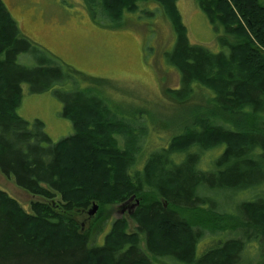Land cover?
I'll list each match as a JSON object with an SVG mask.
<instances>
[{"label": "trees", "instance_id": "obj_1", "mask_svg": "<svg viewBox=\"0 0 264 264\" xmlns=\"http://www.w3.org/2000/svg\"><path fill=\"white\" fill-rule=\"evenodd\" d=\"M85 1L96 15L118 22L148 0ZM155 1L164 6L177 35L169 61L181 71L183 86L170 93L185 101L201 85L213 93L209 102L230 118L197 117L183 128L184 135L153 152L138 171V140L146 130L112 113L100 96L75 90L63 95V114L74 133L56 143L41 120L31 126L19 114L24 83L33 92H43L79 72L24 34L0 0V170L34 195L51 200L61 195L66 202L60 208L36 202L28 212L0 189V264H240L249 260L243 253L250 242L264 250V191H248L236 211L234 198L212 204L204 196L209 189L238 198L248 185L264 179V121L257 112L264 110V4L198 0L211 22L225 29L219 41L228 49L214 53L190 42L177 0ZM23 53L38 58L37 65H22ZM239 114L247 121L234 131ZM189 138L192 143L182 147ZM222 146L212 169L203 166L201 154ZM178 155L185 157L183 163L175 162ZM132 196L140 200L132 215L139 232L129 231L127 220L115 219L104 244L94 242L93 228L100 230L107 220H99L101 207ZM94 203H99L98 213L87 218L91 223L84 228L75 210L87 212ZM199 212L209 217L207 224L194 221L192 214ZM223 221L234 226L211 232L234 236L202 250L200 242L212 223Z\"/></svg>", "mask_w": 264, "mask_h": 264}, {"label": "rangeland", "instance_id": "obj_2", "mask_svg": "<svg viewBox=\"0 0 264 264\" xmlns=\"http://www.w3.org/2000/svg\"><path fill=\"white\" fill-rule=\"evenodd\" d=\"M3 1L24 34L79 72L65 83H58L43 92H33L29 83L22 85L23 98L18 108L19 114L31 126H35L36 120H41L45 124L44 130L54 143L74 133L71 120L63 114V95L73 90L100 96L112 113L133 122L135 128L146 130L138 140L140 149L134 165V169L138 171L144 169L153 152L168 147L175 136L184 135L183 128L192 124L197 117L211 118L216 114L224 119L230 118L218 104L209 102L213 93L201 85H196L193 95L185 101L175 100L170 93V90H179L183 86L181 71L169 61L177 35L164 6L158 1L139 2L138 11L125 12L118 22L96 15L97 12L91 10L85 0ZM261 3L264 4V0ZM177 5L192 44L203 45L214 53L227 51L228 47L219 41V36L225 34L224 27L220 26L218 29L211 22L198 0H177ZM19 62L24 66L34 67L38 58L23 53L19 56ZM257 112L264 121V110L259 109ZM246 121V116H236L234 131L242 130ZM124 142L121 137V145ZM191 143L189 138L180 145L186 147ZM215 143L218 142H212ZM224 148L222 146L203 152V166L212 169V160L219 159ZM195 149L192 151L198 152ZM184 160L185 157L178 155L175 162L179 164ZM262 181L248 185L245 193L241 192L238 198L234 197L237 194L215 193L209 189H204V196L212 204H219L221 201L224 203L225 199L234 198L233 209L236 211L247 193L258 194L264 191V179ZM0 189L14 197L28 212L32 211L33 203L36 202L47 203L54 208H60V204L66 203L61 195L51 200L32 194L1 170ZM139 203L140 200L132 196L125 201L102 206L104 213L99 220H107L97 233L96 228H93L94 242L104 244L106 234L115 219L127 220L128 230L139 232L138 224L132 217ZM88 211L75 210L78 221L85 223L84 228H89L91 223L86 222L89 218ZM179 213L187 218L191 216L184 211ZM192 215L196 222L206 220L207 224L209 221V217L203 212ZM102 222L94 225L97 227ZM224 223L225 221L217 222L216 225L215 222L212 223L214 227L205 233L200 242L202 250L217 243L216 240L227 241L234 236L221 230L211 232L234 226ZM140 237L143 248L147 250L145 233L141 232ZM257 247L254 242H250L249 246L245 245L243 256L249 260L240 264H264V250L260 247L256 249Z\"/></svg>", "mask_w": 264, "mask_h": 264}, {"label": "water", "instance_id": "obj_3", "mask_svg": "<svg viewBox=\"0 0 264 264\" xmlns=\"http://www.w3.org/2000/svg\"><path fill=\"white\" fill-rule=\"evenodd\" d=\"M98 209H99V205H98L97 203H95V204L93 205V207L88 211L89 216H90V217L95 216V214L97 213Z\"/></svg>", "mask_w": 264, "mask_h": 264}]
</instances>
